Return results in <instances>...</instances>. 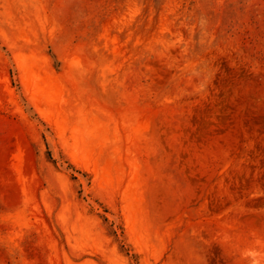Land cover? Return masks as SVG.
Masks as SVG:
<instances>
[{
    "label": "rangeland",
    "instance_id": "374dc122",
    "mask_svg": "<svg viewBox=\"0 0 264 264\" xmlns=\"http://www.w3.org/2000/svg\"><path fill=\"white\" fill-rule=\"evenodd\" d=\"M0 264H264V0H0Z\"/></svg>",
    "mask_w": 264,
    "mask_h": 264
}]
</instances>
